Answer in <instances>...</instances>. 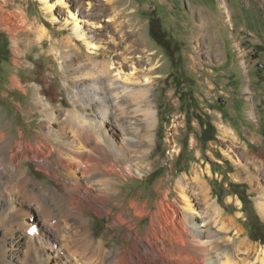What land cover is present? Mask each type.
<instances>
[{
  "label": "rangeland",
  "instance_id": "374dc122",
  "mask_svg": "<svg viewBox=\"0 0 264 264\" xmlns=\"http://www.w3.org/2000/svg\"><path fill=\"white\" fill-rule=\"evenodd\" d=\"M74 17L99 45L96 51L108 52L119 62L126 53L129 61L122 63L123 71L129 74L137 67L156 110L148 149L151 168L127 174L128 179L118 184L120 194L149 199L154 208L160 180L164 188L174 186L173 198L177 181L195 172L206 184L210 202L226 218L223 225L230 229L228 219L234 222L228 234L219 232L220 241L240 235L256 248L263 247L264 241L252 237V225L257 217L264 228L256 205L259 185L264 186V0H65L53 13L38 0H0V127L9 139L20 138V130L24 141L37 139L44 119L35 103L38 94L54 104L49 111L61 118L75 114L79 76L87 70H74L84 60L68 44L55 43L72 34ZM154 17L171 36V51L153 36ZM6 41L8 48L3 46ZM77 44L87 49L81 41ZM146 77L153 81L148 86ZM179 90H190L192 96L183 106ZM197 113L214 124L215 139L203 140L202 125L193 115ZM224 126L234 133L225 134ZM138 129L133 137L142 134L139 124ZM114 135L126 134L116 129ZM24 166L34 180L64 193L63 185L35 161L27 160ZM243 190L248 204L240 197ZM217 192H223L222 201ZM190 194L199 216H207L210 206L200 190ZM85 215L91 218L95 239L103 238L110 248L128 243L126 226H112V216L93 209ZM147 222H140L141 232ZM257 255L250 254V259ZM0 264H6L1 257Z\"/></svg>",
  "mask_w": 264,
  "mask_h": 264
},
{
  "label": "bare ground",
  "instance_id": "6f19581e",
  "mask_svg": "<svg viewBox=\"0 0 264 264\" xmlns=\"http://www.w3.org/2000/svg\"><path fill=\"white\" fill-rule=\"evenodd\" d=\"M38 1L50 13L65 3ZM72 31L55 43L68 44L84 60L74 70H87L79 76L75 114L61 118L49 111L54 104L38 94L35 103L44 119L35 141H24L22 130L20 138L9 139L0 127L1 260L6 264H14V260L18 264H264V246L256 248L240 235L220 241L219 232L228 234L234 222L228 219V231L227 223L223 225L226 218L210 202L208 188L195 172L177 181L173 198L174 186L164 188V180H160L154 208L149 199L138 195L127 199L120 194L118 184L128 179L127 174L151 168L148 149L156 110L147 87L139 81L137 67L129 74L123 71L129 61L126 53L119 62L108 52L96 51L99 45L89 39L77 18ZM145 79L147 86L153 82L151 77ZM13 82L20 85L16 77ZM137 123L142 134L136 138L131 133L138 129ZM116 129L126 135L115 137ZM223 131L234 133L227 126ZM27 160L35 161L62 184L64 193L34 180L24 166ZM195 188L210 206L207 216H199L195 208L190 194ZM259 191L256 205L264 219L263 185ZM89 209L112 216V226L125 225L128 243L110 248L103 238L95 239L91 218L85 215ZM144 219L148 222L141 232L139 224ZM220 223L223 231L217 228ZM254 252L258 255L251 260Z\"/></svg>",
  "mask_w": 264,
  "mask_h": 264
},
{
  "label": "trees",
  "instance_id": "16d2710c",
  "mask_svg": "<svg viewBox=\"0 0 264 264\" xmlns=\"http://www.w3.org/2000/svg\"><path fill=\"white\" fill-rule=\"evenodd\" d=\"M161 21L159 19V17H154L152 20V33L153 36L159 41V43L161 45H163L166 49H168L169 51H171L172 49V44H171V36L167 35L165 30H161ZM4 47L8 48L9 43L8 41L4 42L3 44ZM180 92V98L182 100V106L184 105V101H187L188 99L192 98L191 94L189 93V91L187 92H182V90H179ZM188 95V96H184ZM184 109L186 111H188L186 109V107H184ZM198 121L200 122V124L202 125V138L205 142H208L210 140L215 139L216 137V131H215V126L212 122H206L204 120V118L202 117L201 114L197 113V114H193ZM237 186V184H235ZM234 192L237 194H240V192L235 188ZM246 190H243V192L241 193L240 197L242 199V201L245 204H248L250 202V200L247 198V194H246ZM219 201H222L224 198V194L223 192H217ZM255 223L252 225V237L255 240H261L264 241V228L262 226V224L258 221V218L256 217L255 219Z\"/></svg>",
  "mask_w": 264,
  "mask_h": 264
},
{
  "label": "water",
  "instance_id": "95a60500",
  "mask_svg": "<svg viewBox=\"0 0 264 264\" xmlns=\"http://www.w3.org/2000/svg\"><path fill=\"white\" fill-rule=\"evenodd\" d=\"M223 99V98H222Z\"/></svg>",
  "mask_w": 264,
  "mask_h": 264
}]
</instances>
